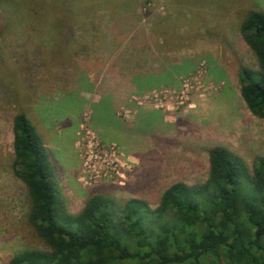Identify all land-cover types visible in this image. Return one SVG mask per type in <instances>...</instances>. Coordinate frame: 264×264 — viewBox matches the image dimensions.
I'll use <instances>...</instances> for the list:
<instances>
[{
    "label": "rangeland",
    "instance_id": "obj_1",
    "mask_svg": "<svg viewBox=\"0 0 264 264\" xmlns=\"http://www.w3.org/2000/svg\"><path fill=\"white\" fill-rule=\"evenodd\" d=\"M249 8L264 0H0V264L44 246L11 169L19 112L74 213L96 193L154 208L206 179L214 144L252 168L264 120L240 94V67L258 68L239 31Z\"/></svg>",
    "mask_w": 264,
    "mask_h": 264
},
{
    "label": "trees",
    "instance_id": "obj_2",
    "mask_svg": "<svg viewBox=\"0 0 264 264\" xmlns=\"http://www.w3.org/2000/svg\"><path fill=\"white\" fill-rule=\"evenodd\" d=\"M239 31L258 65L240 67V94L264 120V9L246 10ZM12 130V173L26 187L27 220L44 246L5 264H264V155L250 168L235 151L213 145L206 179L171 184L154 208L96 193L74 213L24 113L15 114Z\"/></svg>",
    "mask_w": 264,
    "mask_h": 264
},
{
    "label": "crops",
    "instance_id": "obj_3",
    "mask_svg": "<svg viewBox=\"0 0 264 264\" xmlns=\"http://www.w3.org/2000/svg\"><path fill=\"white\" fill-rule=\"evenodd\" d=\"M214 145H222V144H214ZM211 146H213V145H211ZM225 146V145H224ZM226 147V146H225Z\"/></svg>",
    "mask_w": 264,
    "mask_h": 264
}]
</instances>
